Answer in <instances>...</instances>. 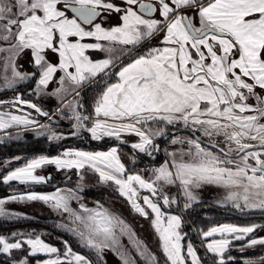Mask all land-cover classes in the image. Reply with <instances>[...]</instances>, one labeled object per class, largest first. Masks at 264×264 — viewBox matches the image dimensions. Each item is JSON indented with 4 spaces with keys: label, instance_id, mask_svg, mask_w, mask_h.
<instances>
[{
    "label": "snow or ice",
    "instance_id": "snow-or-ice-1",
    "mask_svg": "<svg viewBox=\"0 0 264 264\" xmlns=\"http://www.w3.org/2000/svg\"><path fill=\"white\" fill-rule=\"evenodd\" d=\"M113 16L117 22L109 24ZM157 37L161 46L148 47L142 54L137 50ZM89 50L106 53V58L93 59ZM24 55L31 71L20 70ZM58 73L62 75L56 81ZM0 79L6 88L35 80L36 95L44 94L50 82H58L59 87L46 94L59 97L63 108L70 110L74 131L69 135L83 130L94 141L108 137L120 144L129 143L125 135H134L137 140L130 142L129 157L133 165L138 154L154 158L161 150L156 139L167 135V126L182 125L192 133L185 137L172 133L168 142L187 145V150L164 149L169 159L152 169V179L127 168L119 147L113 146L107 151L64 149L55 156L37 155L8 171L2 183L40 185L51 180L35 174L46 165L58 171L89 166L100 182L114 184L136 213L151 220L165 264H204L191 241L182 243L186 236L181 232L182 215L162 210L179 207V198L170 195L166 186H179L185 201L181 212L199 203L194 190L209 184L238 189L229 191L221 206L230 203L241 212H264V0H0ZM93 87L90 114L81 111L84 105L79 100H64L69 94L81 97L82 90ZM8 103L18 112L26 107L54 118L20 95L0 100V105ZM63 108L57 113L63 114ZM30 125L49 127L31 113L0 111V131ZM197 132L223 137V143L204 147ZM63 138L54 131L47 136L49 141ZM141 190L150 195H142ZM75 198V190L60 188L12 194L0 199V217L18 215L5 210L8 202L51 204L75 225L58 227L93 250L96 264L104 261L107 250L116 252L121 264H135L117 237V229L121 234L128 231L125 221L102 206L96 210L81 204L78 213L69 206ZM260 228L264 225H215L200 231L201 246L212 254L213 264H227L235 259L226 255L234 241H246L240 252L264 246V236L254 235ZM63 243L64 251L58 254L57 247L35 233L0 235L4 256L0 264H30L40 254L48 258L36 264H93L67 241ZM141 256L147 264H160L146 249ZM243 264H264V255Z\"/></svg>",
    "mask_w": 264,
    "mask_h": 264
},
{
    "label": "trees",
    "instance_id": "trees-1",
    "mask_svg": "<svg viewBox=\"0 0 264 264\" xmlns=\"http://www.w3.org/2000/svg\"><path fill=\"white\" fill-rule=\"evenodd\" d=\"M116 18L111 20L110 23H116ZM148 45L147 43L144 44V47ZM21 61L28 63L29 57L28 55H24L21 58ZM114 81V78H113ZM35 80H26L23 83L17 84L12 88H5L0 90V100H6L13 98L16 94L22 96L23 99L29 100L35 103H38L41 107L47 108V105L43 103V101L34 94L33 86ZM96 94V89L90 88L86 90H82L81 97H78L80 103L84 105V108L81 111L84 114H90L92 111L93 106V97ZM171 127L167 126V135L165 137H160V141L169 147L168 140L171 137V133L169 134L168 131ZM187 131V136H192L190 130ZM182 133V132H176ZM196 134V133H195ZM125 139V138H124ZM128 141V139H125ZM118 146L120 152H126L129 155H132V150L128 143L120 144L115 138H103L100 141H94L90 139L88 133L83 131L77 136L72 138H64L58 142H51L47 139L45 135H40L37 137L28 136L21 139H4L0 141V165H2L8 158L19 156L21 157L20 160H16L10 164H8L5 168L0 169V197L4 194L9 192H16L20 190H43L49 189L52 187V183L56 182L57 186L60 184L59 177H58V170H50V166L46 168H41L42 174L45 176L50 175L51 180L48 183L35 185V184H28L23 185L17 181L9 182V184L2 183V177L8 172L9 170L13 169L14 167H19L26 163L27 160L37 156V155H55L58 154L60 150L65 147H76L82 149H91V148H99L105 149L110 146ZM162 153L159 151L158 153H154V158L150 160V157L144 154L137 155V162L136 164L142 165H154L158 164L162 158L159 155ZM159 158V159H158ZM157 159V160H156ZM132 164V163H131ZM129 164L127 168L131 169V171H135L137 168L136 164L131 165ZM146 174L145 176L149 179V175ZM70 183H79L83 187V193L95 198L100 203H102L107 208H111L116 211L115 206H113L112 201H119L121 202L127 210L128 217L136 216L137 218L143 220L142 225L145 229L148 230L150 237L142 236V239L148 249V251L155 255L158 259L160 264H165V258L163 256L162 250L159 246V240L157 234L154 232L151 224L150 219H145L141 217L138 213L134 211H129L130 207L128 202L124 197H121L116 190L114 184L111 182L102 183L99 181L97 174L94 170L90 169L88 166H85L83 169L69 171L68 181ZM48 186V187H47ZM50 186V187H49ZM53 188V187H52ZM169 212H173L176 214H180L183 217V224L181 228V232L186 234L184 241L182 243L186 244L191 241L194 247L198 250V255L203 258L204 264H213L212 254H207L201 247V239L198 237L201 230H206L210 226L219 223H235V224H250L255 222H261L264 224V212L259 210H250V211H238L233 207L230 206H219L215 205L208 200H199V203L194 204V206L184 211V214L180 212L179 207L177 205L172 206L171 209H163ZM133 213V215H132ZM131 214V215H130ZM130 221V220H129ZM195 229V232L191 228ZM136 231L139 234V230L135 227ZM35 233L36 235L43 236L48 235L53 240H57L59 244L61 242L59 239L63 241H67L68 244L73 248L74 251L79 252L89 259L93 261V264H96V254L93 250L83 246L80 244L78 238L71 233L63 230L62 228L58 227L57 223L53 220L49 219H42V218H11V217H0V235L5 236L6 238H12L13 233ZM142 235V234H140ZM234 243H241V241H234ZM62 245V244H61ZM57 246H59L57 244ZM61 247V246H60ZM62 248V247H61ZM243 254V257H245ZM252 255V254H249ZM235 259L233 261H228L227 264H243V259L240 258L239 255H232ZM248 256V254H247ZM4 257L0 255V262H3ZM139 264H142L139 261ZM101 264H104L103 261Z\"/></svg>",
    "mask_w": 264,
    "mask_h": 264
},
{
    "label": "rangeland",
    "instance_id": "rangeland-1",
    "mask_svg": "<svg viewBox=\"0 0 264 264\" xmlns=\"http://www.w3.org/2000/svg\"><path fill=\"white\" fill-rule=\"evenodd\" d=\"M147 44L148 45H146L144 47H140V48H139V46H137V50L142 54L148 47H153V46L160 45V40H158V37H157V38H155L153 40L148 41ZM88 54L93 59L106 58V53L99 52V51L89 50ZM50 58L53 59V60L55 59L54 56H50ZM19 64L22 66L21 69H20L21 71H31L32 70V69L28 70V64H30L29 62L26 63V62L21 61V59H20L19 60ZM60 75H62V73H58L56 75V77H55L56 81L59 80V76ZM23 82H25V81H20L17 84H20V83H23ZM17 84H15V85H17ZM58 87H59V83L58 82H50L49 87L47 89H45V93L44 94H40V95H36L35 94L36 96H38L43 101L44 104L49 105V106H47L46 109L41 107L38 103H35V102L31 101L32 103L37 104L43 111L48 112L50 115H53L54 118L52 120H49L47 117H44V116H39L37 113H35V111L33 109H28L26 107H23V111L22 112H18V111H16V108H14L10 103L4 104V105H0V111L8 112V113L15 114V115H22V114L31 113V117L33 119L38 120L40 124L49 125L48 128H44V129H41V128H39L37 126H33V125H30L27 128H25L24 126H13V127L9 128V129L0 131V141H2L4 139H21V138H25V137H28V136L37 137V136H40V135H38V133H40V132H42L43 135H45L47 137L53 131L56 132L57 134L62 135L65 138L74 137V136L69 135L71 132L74 131V129L72 127V125L74 123V120L69 118L70 115H71L70 110L67 109V108H63V105H62L61 100H60L59 97H57L55 95H47L46 94V93H49V92H53ZM5 88L6 87H4L2 79H0V90L5 89ZM35 89H36V84L33 86V91ZM17 95H19V94H16L15 96H17ZM67 96H69L68 97L69 99H68L67 102H75L76 101V100H73L74 98H76L73 95L69 94ZM13 98L6 99L4 101H11ZM77 100H78V98H77ZM58 108H63V114L57 113V109ZM160 126L163 127L164 125H160ZM151 127L152 128H156L157 125L152 124ZM170 127H171L170 129H172V128H179V127H183V126L182 125H176V126H170ZM82 132H83V130L80 133H82ZM176 134L179 135V136H182V137L187 136V135L181 134V133H176ZM199 134L201 135V133H199ZM88 136L90 137L89 133H88ZM203 137L208 139V140L214 141V142H218V143H221V144L223 143V137H218V136H213L211 138L210 137H206V136H203ZM105 138H107V137H105ZM90 139H91V137H90ZM132 139L134 141L136 139V137L133 135ZM58 141H60V140H53L51 142H58ZM156 143L160 145V149H161L160 152L162 153L161 155H159L160 158H162L160 160V162L158 164H154V165L142 164V165L138 166L136 164V166H137L136 168L137 169L134 171V172H141V174L146 179H148V178L145 176L146 174H144V172L147 173L150 176L149 179H152V177H151L152 169L155 168V167H159L158 166L159 164H161L166 159H169L167 154H166V152L164 151V149L167 148L169 151H171V150H179V149L183 148V149L187 150V147H188L187 145H179V144L173 146V145L170 144V142H168L169 143V147H167L166 145H164L160 141L159 138L156 139ZM112 146H114V145H112ZM129 146H130V144H129ZM202 146L208 147V146H205V145H202ZM74 148H76V147H74ZM76 149L90 151V152L95 151V150H99V148H91V149L76 148ZM101 150H103V149H101ZM60 152H61V150L59 151V153ZM58 154H55V155H58ZM55 155H51V156H55ZM120 155H121L122 162L126 165V167L129 164L132 163L131 160L129 159V157L131 155H129L126 152H120ZM15 157H17V156L8 158L2 165H0V169H3L8 164L16 161ZM151 158L153 159V157H150V160H152ZM27 161H26V163H27ZM25 164L20 165L19 167H22ZM48 166H50L49 167L50 170H56L55 166H52V165H46L43 168H46ZM15 168H17V167H14L13 169H11L9 171L14 170ZM70 170H74V172H77V169H64V170L57 171L60 184H58V186H56L55 188L51 187L49 189H43V190H36V189L33 190L32 189V190H20V191H16V192H9V193L4 194L3 196H1L0 199L7 200V198L10 195H12V194H21V193H26V192H30V191H36V192H40V193H51L56 188H60L62 190L72 189L71 185H80V184L79 183H70L71 181L67 182ZM6 174H7V172H6ZM35 174L44 175V174H42L40 169H37ZM48 176H50V175H48ZM167 188L172 190V191H169L170 195L179 198V210L183 209V205H184L183 201H184V199H183L182 195L180 194L179 189L177 187L173 186V185H170ZM217 189L218 190H216V192H215V197H219L220 195L224 196L223 194L226 192L224 190V187L219 186ZM200 193H202V190L200 191ZM75 194H76V198L69 201V206L74 211H76L78 213L82 212V210L80 209V205L81 204H84L85 206H87V208H90V209H95V208L100 209V207L102 206L104 209H107L110 213H113V214L119 216L120 218H122L125 221L126 225L128 226V231H126L124 234H121L119 229L116 230L117 237H118L119 242H120V247L122 248L123 251H125L129 255V257L132 260L135 261V264H139L140 263L139 261H141L142 264H147L146 257H142L141 256V252L146 249L149 254H151V253L148 251V249H147V247H146V245H145V243H144V241L142 239V236H145V237L149 236L150 237V235L148 233V230L145 229L144 226L142 225L143 220L137 218L136 216L128 217L129 215L127 214L126 207L119 201H112L113 206H115V208H116V211H115V210H113L111 208H107L102 203H100L98 200H96L95 198H92V197L84 194L83 192L79 193V192L75 191ZM197 194H198V192H197ZM126 201H127V199H126ZM138 202L141 203L142 206H144L142 201H138ZM209 202H211V201H209ZM213 204L221 206L220 204H216V203H213ZM224 206H230L231 207V205H229V204H225ZM129 207H130V210H129L130 212L134 211L130 204H129ZM4 208L9 213L18 214V215L10 216L11 218H17V219H20V218H36V219L37 218H42V219H44L45 218V219H49V220L55 221L57 223V225H66L68 227H75V225L70 222V217L68 216L67 213H64L62 211H57V210H55L52 207L51 204H45L44 202H41V201H23V202L15 201V202H8V203H6L4 205ZM236 210H238V209H236ZM148 211L150 212V210H148ZM165 211H167V210H165ZM238 211H240V210H238ZM245 211H250V210H245ZM181 213L184 214V211L181 212ZM132 215H133V213H132ZM223 223H226V222H223ZM255 223L264 225L261 222H255ZM150 224H151V220H150ZM250 224H253V223H250ZM238 225H241V224H238ZM243 225H247V224H243ZM135 227L140 231L139 234L136 231ZM60 228H62L63 230H65V231H67L69 233H71L70 231H68L64 227H60ZM191 229L195 232V229L193 227ZM140 234H142V235H140ZM198 237H199V235H198ZM41 238L45 242L49 243L50 245L57 247L59 249V253L58 254H62V252L64 251V243H63L62 239H59V241L62 244L61 245V244L58 243L57 240H53L50 236H48L46 234L43 235ZM241 243H239V244H241ZM57 244L59 246H57ZM80 244H81V242H80ZM137 245L140 246L139 249H138ZM202 249H203V247H202ZM249 250H248V248H246L244 252H240L239 251V247L238 248L234 247V248H231L230 251L226 255H234L235 254V255H239L240 258L243 257V254H246V255H244L245 258L247 257V254L248 255L252 254L253 256H255V258H259L261 255H264V246L258 245V246L254 247V248L249 249ZM21 252H22V250H21ZM21 252H16L14 254L20 255ZM77 253H79V252H77ZM79 254H81V253H79ZM23 255H26V253H23ZM22 258H23V256H22ZM46 258H48V257L46 255H44V254L37 255L36 257L31 258L30 264H36L37 260H42V259H46ZM103 263L104 264H121V261L118 258V255H117L116 252H114L112 250H107L104 253V261H103Z\"/></svg>",
    "mask_w": 264,
    "mask_h": 264
},
{
    "label": "crops",
    "instance_id": "crops-1",
    "mask_svg": "<svg viewBox=\"0 0 264 264\" xmlns=\"http://www.w3.org/2000/svg\"><path fill=\"white\" fill-rule=\"evenodd\" d=\"M110 24H115V23H110ZM109 25L108 24H106L105 25V27H108ZM158 46H161V45H158ZM34 85H35V83H34ZM69 96H65L64 97V100L67 102L68 101V98ZM73 100H77V97L76 98H74ZM46 105V104H45ZM47 106H49V105H47ZM90 135V134H89ZM91 137V136H90ZM124 138L125 139H128V141H129V144H130V142H134V141H136L137 140V137H136V139L133 141V135H125L124 136ZM110 147H113V146H110ZM110 147H107V148H105V149H103V150H101V149H99V150H95V151H107ZM74 147H65L64 149H73ZM64 149H62V150H64ZM61 150V151H62ZM74 150H79V149H76V148H74ZM82 151H85V150H82ZM92 152H94V151H92ZM165 161H163L161 164H163ZM161 164H159L158 166H160ZM89 167V166H88ZM91 168V167H90ZM92 169V168H91ZM97 175H98V178H99V174L97 173ZM173 186H175V187H177L178 189H179V192H180V194H181V190H180V188H179V186L178 185H173ZM166 187H169V186H166ZM219 186H217V185H211V184H209V185H202L201 186V188L200 189H195L194 191L196 192V194H197V192H198V194H197V196H198V199L199 200H209V201H211L212 203H216V204H220V202H222L223 200H224V197L225 196H227V194H228V192L229 191H238V189H235V188H232V189H226L225 187H224V190L226 191L223 195L224 196H222V195H220L219 197H215V192H216V190H218L217 188H218ZM223 187V186H222ZM202 190V193H200V191ZM167 191L169 192V191H172V190H170L169 188H167ZM141 194L142 195H150L149 193H147L146 191H144V190H141ZM183 202H185V201H183ZM226 204H229V205H231L230 203H226ZM87 207V206H86ZM90 209V208H89ZM96 210H99L98 208H95ZM163 210V209H162ZM163 211H165V210H163ZM167 212H169V211H167ZM172 214H176V213H173V212H171ZM219 224H223V223H219ZM219 224H215V225H219ZM231 224H234V223H231ZM253 224H257V223H253ZM215 225H212V226H215ZM235 225H238V224H235ZM249 225H251V224H247V225H239V226H249ZM261 225V224H260ZM212 226H210V227H212ZM207 230V229H206ZM254 235H255V237H261V236H264V228H260V229H258L255 233H254ZM199 237L201 238V236H200V234H199ZM217 238H219V237H217ZM246 241H244V242H242V243H245ZM187 244V243H186ZM240 246V244L239 243H234L233 242V246H232V248H234V247H236V248H238ZM258 246V245H257ZM204 249V248H203ZM205 250V249H204ZM205 252H206V250H205ZM207 253V252H206ZM207 254H209V253H207Z\"/></svg>",
    "mask_w": 264,
    "mask_h": 264
},
{
    "label": "water",
    "instance_id": "water-1",
    "mask_svg": "<svg viewBox=\"0 0 264 264\" xmlns=\"http://www.w3.org/2000/svg\"><path fill=\"white\" fill-rule=\"evenodd\" d=\"M178 130H180V129H178V128H172V129L169 130V133H173V132H176ZM198 137H200V136H198ZM200 139H201L202 144H204L206 146H209V147H210L211 143L214 142V141L208 140L206 138H202V137H200ZM56 186H57L56 182H53L52 183V187L55 188ZM71 188L73 190H75L76 192H79V193H82L83 192V187L80 186V185H72Z\"/></svg>",
    "mask_w": 264,
    "mask_h": 264
},
{
    "label": "flooded vegetation",
    "instance_id": "flooded-vegetation-1",
    "mask_svg": "<svg viewBox=\"0 0 264 264\" xmlns=\"http://www.w3.org/2000/svg\"><path fill=\"white\" fill-rule=\"evenodd\" d=\"M113 19H115V16H113L112 18H110V20H109V22L111 21V20H113ZM158 40H160V38L158 37ZM31 69V67H30V64H28V70H30ZM178 129H180V130H178V131H176V132H182L181 134H185L186 135V133H187V131H185V129H183V127H179ZM175 132V133H176ZM169 133V132H168ZM170 134V133H169ZM172 134V133H171ZM195 136H200V137H202V138H204L202 135H200L198 132L195 134ZM195 136L193 137V138H195ZM202 145H204V144H202ZM206 146V145H205ZM209 147V146H208ZM98 176V175H97ZM72 186V185H71ZM81 186V185H80ZM84 190V189H83ZM249 249H251V248H248V250ZM250 251V250H249ZM254 257V258H253ZM243 260L242 261H244L245 259H251V260H256V259H258V258H255V256H253V255H248L246 258L245 257H241Z\"/></svg>",
    "mask_w": 264,
    "mask_h": 264
}]
</instances>
